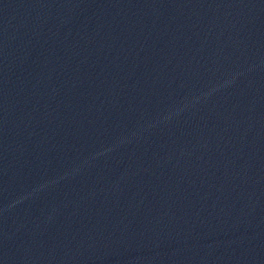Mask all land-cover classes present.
I'll use <instances>...</instances> for the list:
<instances>
[{
	"label": "water",
	"instance_id": "water-1",
	"mask_svg": "<svg viewBox=\"0 0 264 264\" xmlns=\"http://www.w3.org/2000/svg\"><path fill=\"white\" fill-rule=\"evenodd\" d=\"M0 264H264V0H0Z\"/></svg>",
	"mask_w": 264,
	"mask_h": 264
}]
</instances>
